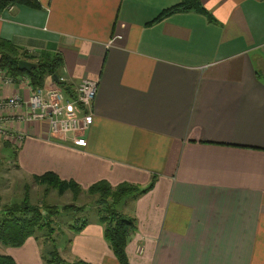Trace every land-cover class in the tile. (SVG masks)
Segmentation results:
<instances>
[{
	"label": "crops",
	"instance_id": "1",
	"mask_svg": "<svg viewBox=\"0 0 264 264\" xmlns=\"http://www.w3.org/2000/svg\"><path fill=\"white\" fill-rule=\"evenodd\" d=\"M178 1L37 0L1 11L0 37L24 60L59 56L65 97L84 78L97 82L86 143L11 121L23 134L16 163L83 189L101 179L144 187L155 175L119 210L134 219L130 264H264V0H200L212 19L154 20ZM0 92L30 93L20 80ZM95 221L68 234L64 259L119 264ZM0 253L43 264L33 237Z\"/></svg>",
	"mask_w": 264,
	"mask_h": 264
},
{
	"label": "trees",
	"instance_id": "2",
	"mask_svg": "<svg viewBox=\"0 0 264 264\" xmlns=\"http://www.w3.org/2000/svg\"><path fill=\"white\" fill-rule=\"evenodd\" d=\"M12 5H24L37 8V0H0V12ZM194 11L212 19L200 0H179L176 4L162 9L155 21L161 20L173 13ZM26 58L23 52L9 40L0 37V69L5 70L9 75L17 78L27 76L32 88L42 86L47 76L58 74L60 58L58 55H37L31 58L36 63V67L29 72L20 71L17 67L19 59ZM64 88V81L59 84ZM8 145V142L5 141ZM32 180L44 187V193L50 189H55L60 195L69 190L73 200L81 194H88L93 200L97 215V222L103 228V238L110 247L112 253L119 264H130L125 252L129 235L134 228L133 217L122 214L117 205L124 199L134 200L140 195L149 191L154 184L155 175L148 185L140 187L130 182H120L112 186L108 181L101 179L83 189L74 180L60 178L53 171H46L41 174L31 176ZM83 205V204H82ZM68 209L74 207L73 211H83V206L67 205ZM66 205L63 208L67 207ZM61 207L43 202L42 205L32 204L27 194L20 200L4 204L0 209V243L10 247H20L29 236H33L40 248V257L43 264H91L90 262L73 257L66 260L59 253L52 234L56 230V218L61 212ZM67 209V208H66ZM78 222L79 220L76 219ZM68 223L67 228L78 232L85 221L78 223ZM40 238H44L41 243ZM70 243V239L66 241ZM50 246L43 249L44 246ZM68 249V248H67ZM0 264H16L12 256L0 253Z\"/></svg>",
	"mask_w": 264,
	"mask_h": 264
},
{
	"label": "built area",
	"instance_id": "3",
	"mask_svg": "<svg viewBox=\"0 0 264 264\" xmlns=\"http://www.w3.org/2000/svg\"><path fill=\"white\" fill-rule=\"evenodd\" d=\"M20 80L29 88L27 98L17 94L4 97L0 92V139L17 145L23 134L9 130L11 121L35 122L47 125L49 133L64 138L70 137L74 142L84 145L82 137L93 118V106L97 93V82L84 78L80 80L72 98L64 96V88L59 83L32 88L27 76L13 77L0 69V89Z\"/></svg>",
	"mask_w": 264,
	"mask_h": 264
},
{
	"label": "rangeland",
	"instance_id": "4",
	"mask_svg": "<svg viewBox=\"0 0 264 264\" xmlns=\"http://www.w3.org/2000/svg\"><path fill=\"white\" fill-rule=\"evenodd\" d=\"M5 141L6 140L0 139V209L4 204L20 200L24 194L28 195L32 204L42 205V203L45 202L60 206L61 212L56 218V230L52 236L54 237L59 253H62V257L64 258L65 255H67L66 250L70 244L66 243V241L70 239L71 242V238H69L68 234L70 232L73 235L79 233L87 224L91 222V219L96 216L97 213L93 200L85 193L73 200L72 193L69 190L65 191L62 195H60L55 189H50L44 193V187L34 182L31 177L32 175H28L19 170L16 163L17 146L10 144L9 141H6L8 142V145H6ZM129 203V200L124 199L118 204L117 209H123V211L126 212ZM72 204L73 206H83V211L81 210L76 212L70 210L74 207H70V209H68L67 205ZM64 205L67 206V209L63 208ZM76 219L81 222L85 221L86 223L78 232H72L73 230L68 229L67 226L68 223H75ZM78 222L76 221V223ZM95 222L98 223L97 221ZM43 239L44 238H40L41 243L43 242ZM50 247L51 245L44 246L43 249H48ZM4 248L5 245L0 243V250L3 251ZM67 259L69 258H66V260Z\"/></svg>",
	"mask_w": 264,
	"mask_h": 264
},
{
	"label": "water",
	"instance_id": "5",
	"mask_svg": "<svg viewBox=\"0 0 264 264\" xmlns=\"http://www.w3.org/2000/svg\"><path fill=\"white\" fill-rule=\"evenodd\" d=\"M36 66L35 63L24 60V59H19L17 63V67L20 71H30L31 68H34ZM51 80L54 81L55 83H59V78L57 74H52L51 75ZM65 90L69 91V87L65 86Z\"/></svg>",
	"mask_w": 264,
	"mask_h": 264
}]
</instances>
